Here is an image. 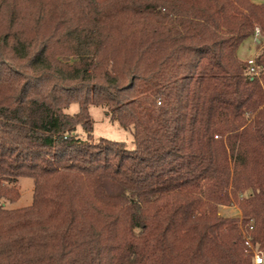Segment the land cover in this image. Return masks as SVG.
I'll list each match as a JSON object with an SVG mask.
<instances>
[{"label":"trees","instance_id":"trees-1","mask_svg":"<svg viewBox=\"0 0 264 264\" xmlns=\"http://www.w3.org/2000/svg\"><path fill=\"white\" fill-rule=\"evenodd\" d=\"M246 239L264 264V0H0V264H254Z\"/></svg>","mask_w":264,"mask_h":264},{"label":"rangeland","instance_id":"rangeland-1","mask_svg":"<svg viewBox=\"0 0 264 264\" xmlns=\"http://www.w3.org/2000/svg\"><path fill=\"white\" fill-rule=\"evenodd\" d=\"M259 35L257 36V38ZM262 47V43L257 44L252 37L246 39L238 49V56L242 59L247 57H254ZM258 50V51H257ZM257 53L255 54V52ZM253 57V58H254ZM78 104L76 102L70 103L64 110L66 113L73 114L78 111ZM90 117L93 120L91 138L96 141L99 137L122 141L127 148H133L132 126L122 127L117 122L110 120L107 111L101 106L90 105L88 108ZM79 137L85 138L86 133L79 125L75 131ZM14 191L18 193L16 200H9L8 198H1V202L7 208H17L26 206L31 203L33 195V180L29 177H20L17 181L11 184ZM219 213L223 216L239 217L240 211L236 205L221 206Z\"/></svg>","mask_w":264,"mask_h":264},{"label":"built area","instance_id":"built-area-1","mask_svg":"<svg viewBox=\"0 0 264 264\" xmlns=\"http://www.w3.org/2000/svg\"><path fill=\"white\" fill-rule=\"evenodd\" d=\"M258 34H259V31L256 30L254 36L257 37ZM247 63L250 66V72L252 74H257L254 58L252 57V58L247 59ZM249 228L252 229V226H249ZM245 243L252 249L254 264H263V256L261 252L257 249H254L248 239H246Z\"/></svg>","mask_w":264,"mask_h":264},{"label":"crops","instance_id":"crops-1","mask_svg":"<svg viewBox=\"0 0 264 264\" xmlns=\"http://www.w3.org/2000/svg\"><path fill=\"white\" fill-rule=\"evenodd\" d=\"M251 38H252V37H251ZM253 38L255 39V41H256L257 44H260V40H259L257 37L253 36ZM257 51H258V50H257ZM257 51L255 52V54L257 53ZM252 57H254V55H253ZM252 57H247V58H245L244 60H247V59L252 58ZM241 59H242V58H241Z\"/></svg>","mask_w":264,"mask_h":264}]
</instances>
